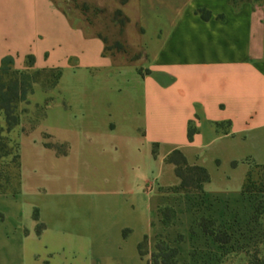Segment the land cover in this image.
<instances>
[{
	"label": "crops",
	"instance_id": "crops-1",
	"mask_svg": "<svg viewBox=\"0 0 264 264\" xmlns=\"http://www.w3.org/2000/svg\"><path fill=\"white\" fill-rule=\"evenodd\" d=\"M125 13L137 65L54 0H0V64L59 70L35 134L65 144L31 137L20 156L17 192L0 193V264H149L145 184L166 154L264 164V3L128 0Z\"/></svg>",
	"mask_w": 264,
	"mask_h": 264
},
{
	"label": "rangeland",
	"instance_id": "rangeland-1",
	"mask_svg": "<svg viewBox=\"0 0 264 264\" xmlns=\"http://www.w3.org/2000/svg\"><path fill=\"white\" fill-rule=\"evenodd\" d=\"M127 1L54 0L72 23L87 34L103 38L106 53L137 65L142 52L134 30L128 26ZM26 63L24 69H15L12 63L6 72H0V92L16 120L8 128L0 107V193L17 192L20 169L16 163L21 155L24 160L30 158L31 137L56 153L65 151V144L44 131L35 134L46 126L47 121L42 120L58 70L33 69L29 57ZM151 153L159 155L156 144L151 145ZM201 160L197 154L187 158L180 150H171L163 159L160 177L145 184L151 194L154 235L139 243L141 255L152 264H260L264 253V193L245 195L241 188L247 173L255 174L264 164L250 159L225 164V160L209 156L205 163Z\"/></svg>",
	"mask_w": 264,
	"mask_h": 264
},
{
	"label": "trees",
	"instance_id": "trees-1",
	"mask_svg": "<svg viewBox=\"0 0 264 264\" xmlns=\"http://www.w3.org/2000/svg\"><path fill=\"white\" fill-rule=\"evenodd\" d=\"M125 1V0H123ZM13 63V59L11 56H5L2 58L1 60V65H0V72H6L10 65H12ZM32 63V57H29V64ZM8 68V69H7ZM58 76L59 77V70H58ZM14 90H17V84L14 87ZM17 93V92H16ZM8 100L6 99V97H4L2 95V93L0 92V107L5 111V114L7 116V126L8 128L11 127L15 122V118L10 116V111H9V107H8ZM194 133V129L193 128H189L188 129V138L191 139L192 135ZM19 154L16 153V158L18 159ZM183 158V156H182ZM184 159V158H183ZM16 167L19 171L20 169V162L17 161L16 163ZM18 178H19V182H20V174H18ZM242 194L245 195H251V194H257V193H264V165L260 167L259 171L256 172L255 174L252 171H249L246 175V178L242 184V188H241ZM262 203H264L262 201ZM159 247H157L158 249ZM173 253H175V250H172ZM149 264H152L149 262ZM153 264H168L166 262H157L155 261ZM260 264H264V253L263 256L261 258V262Z\"/></svg>",
	"mask_w": 264,
	"mask_h": 264
}]
</instances>
